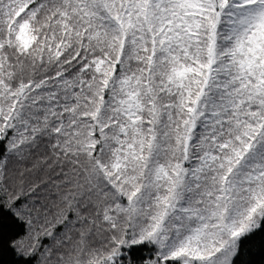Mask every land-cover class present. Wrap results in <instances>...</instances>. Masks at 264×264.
I'll list each match as a JSON object with an SVG mask.
<instances>
[{
	"label": "snow or ice",
	"instance_id": "6c2138e0",
	"mask_svg": "<svg viewBox=\"0 0 264 264\" xmlns=\"http://www.w3.org/2000/svg\"><path fill=\"white\" fill-rule=\"evenodd\" d=\"M264 264V0H0V264Z\"/></svg>",
	"mask_w": 264,
	"mask_h": 264
},
{
	"label": "trees",
	"instance_id": "16d2710c",
	"mask_svg": "<svg viewBox=\"0 0 264 264\" xmlns=\"http://www.w3.org/2000/svg\"><path fill=\"white\" fill-rule=\"evenodd\" d=\"M3 259H4L5 264H11L12 256L10 253H5ZM251 259H255L259 264V261L262 259V257L257 255L255 257H251Z\"/></svg>",
	"mask_w": 264,
	"mask_h": 264
}]
</instances>
